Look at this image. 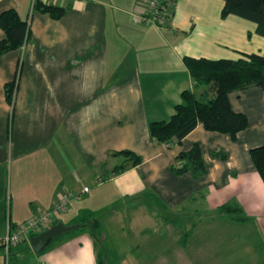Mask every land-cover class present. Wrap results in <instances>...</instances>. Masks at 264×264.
<instances>
[{
    "label": "crops",
    "instance_id": "crops-1",
    "mask_svg": "<svg viewBox=\"0 0 264 264\" xmlns=\"http://www.w3.org/2000/svg\"><path fill=\"white\" fill-rule=\"evenodd\" d=\"M41 1L66 11L53 18L34 9V0H0V12L15 8L30 27L21 47L0 54V237L70 192L67 210L53 215L56 223L72 226L84 210L112 212L132 199L158 220L149 222L160 225V237H145L158 243L147 245L152 253L125 252L109 264H264V182L249 153L264 144L262 88L228 94L248 121L235 137L201 123L180 141L158 142L148 132L149 121L172 114L183 90L207 92V85H194L183 56L264 54L255 22L222 16V0H175L161 28L133 20L138 0ZM10 81L12 102L5 97ZM194 142L205 171L174 173L170 166ZM123 149L141 162L113 173L125 158L113 152ZM151 198L174 218L146 207ZM224 203L239 213H218ZM180 210L192 221L188 228L177 222ZM29 239L12 247L9 264H19L13 261L19 253L28 264H98L88 229L67 231L37 253Z\"/></svg>",
    "mask_w": 264,
    "mask_h": 264
},
{
    "label": "trees",
    "instance_id": "trees-1",
    "mask_svg": "<svg viewBox=\"0 0 264 264\" xmlns=\"http://www.w3.org/2000/svg\"><path fill=\"white\" fill-rule=\"evenodd\" d=\"M222 1V16L231 13L252 20L256 24V32L264 36V0ZM33 8L47 12L53 18H59L66 11V6L41 0H34ZM0 28L4 32V36L0 39V54L21 47L30 36V27L26 18H22L15 8H7L0 12ZM182 60L194 80V85H207V92L197 96L190 89L183 90L180 94L181 101L174 105L173 112L167 119L149 121L150 137L165 143L173 139L180 141L198 123H201L206 130L229 133L235 137L238 131L247 126L248 121L244 113L231 108L228 94L249 85H258L264 91V54L244 53L238 58L185 55ZM14 84V81L5 84V97L8 102H12ZM249 153L255 169L264 182V144L250 148ZM113 154H122L125 157L122 163L112 169L113 173L141 162V156L131 150L123 149ZM220 155L224 156L222 153ZM170 169L177 174L189 171L193 176L201 175L205 171V164L198 143L194 142L190 149L183 152L179 165H171ZM239 210V207L232 203H224L216 209L218 213L225 214H237ZM54 223L56 221H52L51 224ZM79 229L89 230L96 246L98 264H106L105 252L99 248V243H104L106 239L96 213L84 210L80 219L67 231ZM65 232L54 235L41 251ZM36 234L38 233L31 234L30 237Z\"/></svg>",
    "mask_w": 264,
    "mask_h": 264
},
{
    "label": "rangeland",
    "instance_id": "rangeland-1",
    "mask_svg": "<svg viewBox=\"0 0 264 264\" xmlns=\"http://www.w3.org/2000/svg\"><path fill=\"white\" fill-rule=\"evenodd\" d=\"M9 123L11 121L9 120ZM132 200H128L123 203L121 207L115 209L114 211L100 209L96 211V215L100 218L101 223L103 225V235L105 237L104 243H99V248L101 251L105 252V262L109 264L110 261L114 260L115 256H120L125 252H132L135 255H139L140 253H152L147 250V245L154 246L158 243L152 242L147 243L150 240L145 239L146 236L152 235L154 237L155 234H159L160 237V225L155 227L150 224L151 222V214L147 208H136L132 205ZM136 201V200H134ZM120 203H115V206H118ZM145 206L152 211L159 214V216H163L164 214H169L172 218H174L173 212L170 213L168 210H163L160 208V204L155 202L154 199H150L145 201ZM176 214V213H174ZM177 222L181 223L184 228H188L189 218L185 217V212L180 210L178 211ZM153 215V214H152ZM70 215H63L61 220L63 222L69 221ZM152 221H158L155 218H152ZM161 221V220H159ZM145 229L144 233H141L140 230ZM150 236V237H152ZM145 239V240H144ZM149 239V238H148ZM135 246L137 248H135ZM152 250V247L149 248ZM32 253H35L32 250ZM37 253V252H36ZM25 255L22 254L17 256L16 259L19 264H28V259L23 260ZM146 260L155 261L156 259L147 258Z\"/></svg>",
    "mask_w": 264,
    "mask_h": 264
},
{
    "label": "built area",
    "instance_id": "built-area-1",
    "mask_svg": "<svg viewBox=\"0 0 264 264\" xmlns=\"http://www.w3.org/2000/svg\"><path fill=\"white\" fill-rule=\"evenodd\" d=\"M175 0H138L137 6L131 15L134 21L155 27H164L171 15ZM29 24V19H27ZM82 191H87L84 187ZM72 193L59 195L51 209L38 211L27 219L8 226L6 232L0 237V247L4 253V264H9L11 249L23 241H28L31 234L39 233L49 227L56 212L67 210Z\"/></svg>",
    "mask_w": 264,
    "mask_h": 264
},
{
    "label": "water",
    "instance_id": "water-1",
    "mask_svg": "<svg viewBox=\"0 0 264 264\" xmlns=\"http://www.w3.org/2000/svg\"><path fill=\"white\" fill-rule=\"evenodd\" d=\"M71 225H64L62 223H55L32 236L29 239V245L35 252H40L51 240L54 235L60 234L71 229Z\"/></svg>",
    "mask_w": 264,
    "mask_h": 264
}]
</instances>
